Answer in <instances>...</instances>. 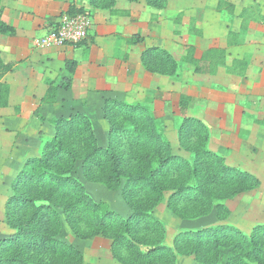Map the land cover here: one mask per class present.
Listing matches in <instances>:
<instances>
[{
	"label": "trees",
	"instance_id": "16d2710c",
	"mask_svg": "<svg viewBox=\"0 0 264 264\" xmlns=\"http://www.w3.org/2000/svg\"><path fill=\"white\" fill-rule=\"evenodd\" d=\"M145 5L165 9L167 1L145 0ZM222 5L226 8L222 9ZM216 9L227 10L230 15L234 12L233 4L225 0H219ZM66 14L89 16L84 9L75 7ZM260 18L264 22V17ZM10 32L0 21V35ZM246 36L247 26L241 22L237 32L227 33L225 48L208 49L196 59L195 48L185 46L182 61L195 74L212 76L223 68L226 74L244 77L248 59H234L226 66V56L229 48L244 45ZM143 42L144 38L136 35L128 44ZM140 61L151 74L178 77L176 61L163 49H146ZM75 66V61L67 62V72L73 74ZM12 68L0 58V109L7 107L9 97L8 85L1 80ZM47 86L42 101L51 105L56 100V88L53 82H47ZM63 88H69V81ZM189 102L185 96L179 99L182 119L177 128L178 147L189 155L188 159L173 153L161 122L140 103L106 99L103 105L109 137L119 143L128 142L130 153L118 154L112 141L108 147H100L91 121L83 115L50 120L53 137L44 143L39 156L23 165L11 184L13 194L5 205V223L14 233L0 240V264H81L79 250L57 239V209L62 210L78 238L109 240L112 257L119 264H176L178 257L189 256L197 264H220L221 251L226 249L229 255L225 264H264V226H256L246 234L219 224L179 232L172 247L164 245L165 227L151 211L166 195L168 210L180 220H196L215 210L216 219L224 221L229 211L220 202L260 184L253 175L227 165L223 157L209 150L208 128L187 116ZM78 161L82 162L85 179L120 191L130 211L128 217H121L88 196L72 176Z\"/></svg>",
	"mask_w": 264,
	"mask_h": 264
},
{
	"label": "crops",
	"instance_id": "0c3cea01",
	"mask_svg": "<svg viewBox=\"0 0 264 264\" xmlns=\"http://www.w3.org/2000/svg\"><path fill=\"white\" fill-rule=\"evenodd\" d=\"M166 1L165 9H155L145 0H3L0 21L11 32L0 35V58L13 68L1 80L8 85L9 97L7 107L0 109V240L14 233L5 223L11 184L53 137L49 121L78 114L94 128L99 118L108 133L106 99L148 107L173 144L175 122L182 119L179 99L188 97L187 116L207 126L212 152L226 162L264 158V22H251L246 43L227 50L226 66L234 59H248L244 77L226 74L223 68L212 76L195 74L182 61L185 46L195 48L196 59L208 49L225 48L228 18L217 11L216 0L211 7L209 0L188 6L185 0ZM251 1L264 17V0ZM71 7L84 9L91 18L87 39L77 46L43 44ZM242 9L235 4V16ZM136 35L144 38L143 44L129 45ZM151 47L176 61V79L145 71L140 58ZM72 61L76 66L69 74L66 63ZM67 81L69 88L64 89ZM47 82L56 88L51 105L42 101Z\"/></svg>",
	"mask_w": 264,
	"mask_h": 264
},
{
	"label": "rangeland",
	"instance_id": "374dc122",
	"mask_svg": "<svg viewBox=\"0 0 264 264\" xmlns=\"http://www.w3.org/2000/svg\"><path fill=\"white\" fill-rule=\"evenodd\" d=\"M225 1L226 3L233 4L234 11H235V4L239 7H243L241 13L238 16H235L234 12L232 13V15H230L227 10H224V16L228 18L229 25L231 26L228 32L230 30L235 32L238 31L236 30L237 27L236 23L238 21L237 17H240L243 11L245 12L243 13L242 17H240L239 19L242 18L241 22H243L245 26L248 27V25L251 22H260L261 10L259 9V7H257L256 4H251L253 3L251 0H234V1L225 0ZM197 2L198 0H189V1L185 0V5L188 6L191 3L198 4ZM206 3H208L211 7L212 0H209ZM218 3L219 0H216V4ZM199 4L201 3L199 2ZM245 5L246 7L244 8ZM223 8H226V6L222 5V9ZM180 121L181 119L176 120L175 122L176 129L180 125ZM95 123L96 124L94 125L93 130L96 135L98 145L100 147L106 148L112 141V144L113 146L116 147V152L118 154L124 152L130 153L132 147L130 146V144H128V142L123 141L119 143L118 141H116V139L113 140L111 137H109V126L107 133V129L99 124V118ZM162 131L165 133V130H163V128ZM171 146L174 154L183 156L188 159L189 155L186 152L179 149L177 142L176 143L173 142ZM208 148H209V144H208ZM236 161L237 162H226L225 160V163L231 167H235L243 172H247L248 174L253 175L255 178L259 180L260 182L259 186L255 189L241 193L237 196L231 197L229 199L220 202L229 211V215L227 219H225L224 221H218L216 219L215 210H213L208 216L201 217L196 220H191V221L180 220L168 210L167 208L168 195H166L165 199L161 203H159L156 207H154V209L151 211V215L154 218H156L158 221H160L165 227V239H164L165 246L172 247V242L175 236L179 232H183V231H195L201 228H208V227L217 226L219 224H226L246 234H249L254 227L264 226V158L262 160H250L245 158L243 160H236ZM81 164L82 162L78 161L72 173V176L76 178L84 186L88 196L94 202L103 203L107 205L109 210L116 212L121 217L123 218L128 217L130 211L127 205L125 204V202L123 201L120 191L109 190L107 189V187H105V185H103L100 182H91L85 179ZM23 214L26 215L25 212ZM57 214L59 216V222H60V229L57 235V239L67 244H70L74 246L77 250H79V252L83 256V261L81 264H119L112 257L110 246L108 250V244H111L109 240L101 237H94L86 240L80 239L77 237V235L69 226L61 209H57ZM95 246H98L99 248ZM228 255H229V250L226 249L221 251L219 258L220 264L226 263V259ZM176 264H197V263L194 261L193 257L189 256V257H178L176 260Z\"/></svg>",
	"mask_w": 264,
	"mask_h": 264
},
{
	"label": "built area",
	"instance_id": "2783aa9c",
	"mask_svg": "<svg viewBox=\"0 0 264 264\" xmlns=\"http://www.w3.org/2000/svg\"><path fill=\"white\" fill-rule=\"evenodd\" d=\"M91 22V18L87 15L62 14L57 27L47 35L43 44L77 46L87 39Z\"/></svg>",
	"mask_w": 264,
	"mask_h": 264
}]
</instances>
